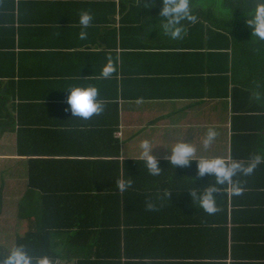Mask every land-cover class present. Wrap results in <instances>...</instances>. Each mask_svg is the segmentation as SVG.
Returning a JSON list of instances; mask_svg holds the SVG:
<instances>
[{
  "label": "crops",
  "instance_id": "1",
  "mask_svg": "<svg viewBox=\"0 0 264 264\" xmlns=\"http://www.w3.org/2000/svg\"><path fill=\"white\" fill-rule=\"evenodd\" d=\"M145 2L0 0V259L41 219L44 206L41 193L31 191L32 178L55 193L105 195L98 190L115 175L113 162L127 171L142 166L139 144L144 139L151 141L159 163L170 164L166 157L179 142L195 145L198 157L244 164L261 154L254 141L263 136V126L252 119L246 101L233 106L231 77L205 50L202 27L182 21L187 36L171 40L159 27L161 0L151 10ZM82 11L93 16L86 40L78 38L84 30ZM108 57L117 72L104 80L100 73ZM77 86L99 89L105 101L101 116L83 120L65 111L68 89ZM138 99L144 102L137 104ZM209 127L218 135L204 151L201 140ZM176 168H165L168 175L150 187L141 184L149 188L145 196L156 211H146V203L131 205L133 217L122 220L140 233L136 247L147 252L131 264H264V231L248 232L257 215L264 227V163L251 175L233 177L242 189L239 195L229 185L220 186L215 215L204 213L189 195L194 189L202 192L215 178H199L196 160L178 167L180 172ZM129 178L145 181L135 174ZM76 182L81 189L74 191ZM92 186L97 191L90 192ZM155 187L160 195L150 199ZM83 208L95 215L105 209L96 203ZM180 227L182 236L193 239L190 246L173 238ZM224 232L228 251L216 257ZM52 242L58 244L52 264H75L76 253L65 246L70 239ZM91 251L85 254L92 258Z\"/></svg>",
  "mask_w": 264,
  "mask_h": 264
},
{
  "label": "trees",
  "instance_id": "2",
  "mask_svg": "<svg viewBox=\"0 0 264 264\" xmlns=\"http://www.w3.org/2000/svg\"><path fill=\"white\" fill-rule=\"evenodd\" d=\"M258 2L259 0H190L189 7L197 18L194 27L198 25L204 30L205 50L208 51V55L213 54V58L218 59L221 65L219 71L229 74L231 77L233 106L239 105V99L246 101L249 113H253L252 119L260 122L263 126V136L259 141L254 142L259 146L261 154L264 155V39L253 35L246 23L254 13ZM225 80L227 84V79L225 78ZM239 110L241 111L240 108ZM253 131L256 130L253 129ZM233 140L237 143L236 138ZM253 145L255 146V144ZM113 164L115 175L108 178L101 190H98L105 192V195L95 193L88 196H74L63 190L55 193L47 189L46 182L32 178L29 182L32 187L31 191L38 190L41 193L40 200L44 208L40 215L41 219L35 217L36 228L29 230L24 237L18 238L15 246L22 245L30 256H47L51 259L52 255H55L54 247L58 245H54L52 240L64 236L71 242L70 245L65 243V246H70L77 255L74 258L75 264H121L119 263L121 259L129 261L128 264H131L133 258L146 257L147 252L136 247L140 233L138 236L135 235L128 222H122V220L133 217L134 209L131 205L147 202L145 195H148L149 188L141 184H148L150 187L156 183L159 177H166L168 170L165 168L173 167V165L159 163L161 174L151 176L148 174L144 162L138 164L142 166L137 169L129 167V171L124 166L121 170L116 161ZM176 171L180 172L181 170L177 167ZM134 174L145 181L129 178V175ZM119 178L132 180V187L125 192H120L116 187V181ZM89 183L96 185L99 181ZM89 183L84 182V184ZM79 184L80 182H76L77 188H74V191L81 189V184ZM90 189V192L97 191L93 186ZM151 190L150 199L160 195L158 188L155 187ZM95 203L102 204L105 208L102 209L100 215H95L97 213L89 212L88 208H83L85 204L93 205ZM122 205L123 208L125 205L129 206H126L123 211ZM122 214L129 216L122 218ZM249 223L255 224L254 228L249 229L250 231L247 230L251 235L259 234V230L264 231L258 215L256 221H249ZM232 231L238 230L232 229ZM224 233V238L216 242L218 248L216 257H225L227 254V232ZM172 234L174 239L182 240V242L185 240V245L190 246L193 241L192 238L182 236L181 227L174 229ZM235 245L236 247L242 246ZM233 248H235L234 245ZM89 250H92L94 255L92 258L85 254ZM56 252H59L58 249Z\"/></svg>",
  "mask_w": 264,
  "mask_h": 264
},
{
  "label": "clouds",
  "instance_id": "3",
  "mask_svg": "<svg viewBox=\"0 0 264 264\" xmlns=\"http://www.w3.org/2000/svg\"><path fill=\"white\" fill-rule=\"evenodd\" d=\"M190 0H161L162 8L159 12L161 21L159 27L165 37L179 41L187 36V28L182 21L196 23L197 18L192 14L189 7ZM140 3V0H139ZM155 6V0H146L145 9L151 10ZM93 16L88 11H82L79 16L80 31L78 38L86 40L88 33L85 31L92 25ZM252 34L264 39V0H259L256 4L254 13L246 21ZM117 72V66L111 57H108L107 63L103 66L100 78L104 80L111 79ZM70 94L66 103L69 108L65 111H71V115L83 120H90L94 116H101L105 111V101L100 99L99 89L95 86L88 87H70ZM144 101L138 99L137 104ZM217 131L209 127L201 140V147L204 151L211 149L217 138ZM140 159L144 161L147 172L151 176H159L161 168L159 160L154 156L153 145L150 140L144 139L139 144ZM171 165L176 167H190L193 160L197 161V176L203 178L206 175L215 178V183L210 184L202 192L192 190L189 195L192 201L198 203L199 207L207 215H215L219 209L216 205L215 195L221 190L220 186L229 185L234 195L242 192L241 187L233 180L237 174L251 175L257 166L264 163V155L255 154L247 164L239 161L226 160L221 157L205 158L197 156V147L191 143L179 142L171 150V155L166 157ZM116 187L120 192H125L132 187V180L119 178L116 181ZM145 210L156 211V205L151 201L145 204ZM0 264H52L47 256L33 257L30 256L22 245L13 247L7 256L0 259Z\"/></svg>",
  "mask_w": 264,
  "mask_h": 264
},
{
  "label": "rangeland",
  "instance_id": "4",
  "mask_svg": "<svg viewBox=\"0 0 264 264\" xmlns=\"http://www.w3.org/2000/svg\"><path fill=\"white\" fill-rule=\"evenodd\" d=\"M34 199H36V197Z\"/></svg>",
  "mask_w": 264,
  "mask_h": 264
}]
</instances>
